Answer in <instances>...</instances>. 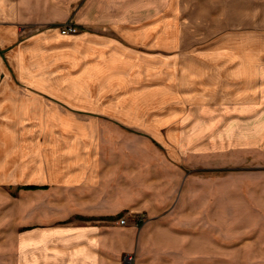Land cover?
I'll use <instances>...</instances> for the list:
<instances>
[{"label":"crops","instance_id":"crops-1","mask_svg":"<svg viewBox=\"0 0 264 264\" xmlns=\"http://www.w3.org/2000/svg\"><path fill=\"white\" fill-rule=\"evenodd\" d=\"M185 7L183 0H0V66L8 69L1 53L10 51L19 83L2 84L1 102H166L153 121L158 133L181 136L192 155L264 162V52L242 57L237 85L200 70L198 61L195 71L169 67L168 44L178 42ZM67 23L79 33L63 34ZM139 43L153 55H138L148 65H135ZM191 57L214 59L213 67L221 55ZM101 107L89 104L82 116L57 114L45 144L15 149L17 178L5 186L18 189L14 198L0 195V264H130L129 254L131 264H201L191 249L161 239L177 228L164 226L168 211L151 190L157 172L171 165L166 157L153 162V150L163 152L157 131L125 124ZM245 169L238 173L240 218L264 219V165ZM208 170L207 179L224 188L215 201L226 203L233 176L220 173L225 167ZM29 186L37 189L23 188ZM138 214L149 220L137 225ZM249 229L264 234V223ZM251 244L263 259L241 264H264V243Z\"/></svg>","mask_w":264,"mask_h":264},{"label":"rangeland","instance_id":"rangeland-1","mask_svg":"<svg viewBox=\"0 0 264 264\" xmlns=\"http://www.w3.org/2000/svg\"><path fill=\"white\" fill-rule=\"evenodd\" d=\"M183 1L187 6L184 24L178 28V42L173 40L168 44V51L171 52L166 59L168 66L185 72H188V69L195 71L194 67H197L196 61H198L199 66L202 67L200 70H204L207 74L210 72L211 75L221 73L222 80L225 77L232 85H237L234 77L239 73L242 57L245 54L264 52V0ZM67 27L76 29L74 33L67 34H77L80 31L79 26L67 23L61 28V32L63 33ZM172 31L175 36L174 29ZM135 50H137L134 53L137 57L135 65H148L147 60L138 56L139 54H142L144 58L153 56L147 51V46L139 43ZM205 51L220 53L221 58L216 59L215 66L208 65L214 59L212 61L203 58L196 60L191 57L197 52ZM181 52L184 53V58L179 59ZM224 52L231 57L224 60L222 58ZM1 54L5 56L8 69L3 65L0 66L7 73L6 75L0 70V88L5 83L8 84V88L15 83L19 85L11 52ZM23 91H26L25 88ZM6 92L4 91L3 94L9 97V89L8 93ZM165 103L1 102L0 100V195L14 198L18 189L12 185L5 186V183L17 178L14 160L17 147H21L26 152L34 144L36 145V142L40 145L45 144L44 132L48 125H52L51 119L57 114L61 117L64 114L82 116L90 113L85 111V106L90 104L92 108L97 107L100 110L103 105L105 115L118 116L125 124H135L139 128L150 125L153 132L157 131L156 135L159 137L155 143L157 142L156 144L163 151L153 150V162L163 161L166 157L165 161L171 163L167 171H162L161 174L157 172L158 177L151 188L156 190L157 195L162 199V202L157 205L165 207L168 211L169 218L163 219V222H168V225L164 226L177 228L174 230L176 233L172 232L174 234L171 236L162 235L161 239H167L170 244H177L179 249H185V253L191 249L201 264H241L251 258L263 259V251L251 250L250 247H252L251 243L263 244L264 234H246L245 232L258 222L264 223V219L240 218L242 204L238 173L245 171L247 166L264 165V162L256 156H253L252 161L249 160V156L241 161L238 154L230 156L213 154L211 158L207 153L192 155L191 146L182 148L185 140L181 136L171 139L169 136L165 138L158 133L159 123L153 121L166 110ZM151 115L152 124L147 122L145 124L144 117L147 119L146 116ZM132 120L135 122L131 123ZM207 166L209 168L225 167L226 170L220 173L233 176L230 185H226V191L230 195V200L226 203L215 201L218 195H222L224 188L213 185V182L207 179L208 172H213L208 170ZM23 188L27 189V187ZM11 206H14V203ZM141 217L144 218L142 223L149 220L146 215L138 214L134 222L137 223L136 219ZM171 237L174 238V242ZM129 255L133 256L135 261V255Z\"/></svg>","mask_w":264,"mask_h":264},{"label":"built area","instance_id":"built-area-1","mask_svg":"<svg viewBox=\"0 0 264 264\" xmlns=\"http://www.w3.org/2000/svg\"><path fill=\"white\" fill-rule=\"evenodd\" d=\"M75 31H76V29L74 27H67L64 29L63 34L74 33ZM143 221H144V218H142V217L136 219V222L138 225L141 224ZM121 224H126V219H122ZM126 260H127V262L132 263L134 261V257L131 255H128V256H126Z\"/></svg>","mask_w":264,"mask_h":264},{"label":"trees","instance_id":"trees-1","mask_svg":"<svg viewBox=\"0 0 264 264\" xmlns=\"http://www.w3.org/2000/svg\"><path fill=\"white\" fill-rule=\"evenodd\" d=\"M33 188H35L34 186H29V187H27V189H33Z\"/></svg>","mask_w":264,"mask_h":264}]
</instances>
